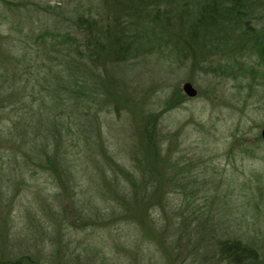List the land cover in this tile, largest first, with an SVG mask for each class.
Masks as SVG:
<instances>
[{"label": "rangeland", "instance_id": "1", "mask_svg": "<svg viewBox=\"0 0 264 264\" xmlns=\"http://www.w3.org/2000/svg\"><path fill=\"white\" fill-rule=\"evenodd\" d=\"M247 2L245 14L264 34V0ZM24 3L32 12L44 6L59 12L76 0ZM172 3L174 16L181 2ZM23 6H14L15 17ZM142 19L132 20L140 40L130 56H97L93 104L82 117L83 108L76 110L69 122L81 138L65 147L77 158L74 188L66 191L51 171L29 174L18 188L17 174L0 167V264H225L203 240L211 233L241 238L264 264V61L258 52H264V40L253 48L240 26L208 38L173 17L164 25L145 14ZM185 81L196 96L183 92ZM145 124L168 144L172 140V192L163 212L156 197L145 210L140 204L146 161L140 163L135 144ZM73 137L63 133L62 140ZM49 142L52 151L54 140ZM175 161L185 169L176 171ZM127 171L138 181L131 184Z\"/></svg>", "mask_w": 264, "mask_h": 264}, {"label": "trees", "instance_id": "2", "mask_svg": "<svg viewBox=\"0 0 264 264\" xmlns=\"http://www.w3.org/2000/svg\"><path fill=\"white\" fill-rule=\"evenodd\" d=\"M32 1L35 0H0V167L7 169L8 174H17L18 188L25 184L29 174L34 176L46 171H51L66 191L69 186L74 188L76 180L72 167L77 158H72L71 151L65 147L79 145L81 138L78 127L69 122L76 110L83 108L82 117L93 104L98 91L95 81L97 56L107 54L113 59H125L131 55L134 40H140L132 20L141 22L145 14L158 25H162L161 22L164 25L173 17L182 20L191 34L208 38H222L240 26L241 33L248 38V46L259 47L264 40L263 32L251 23L254 19L250 20L245 14L251 7L249 0H180L181 3H177L180 10L174 16L172 0H97L95 4L92 0H76L72 8L64 7L59 12L48 11V6L32 12L24 3ZM18 5L24 6L19 7L21 16L15 17L13 9ZM243 26L247 27L243 29ZM15 31L18 32L16 37ZM258 52L264 61V52ZM249 69L252 75L258 74L254 68ZM36 103L40 106L34 109ZM57 123L64 136L75 134L72 141L62 140L63 133ZM150 127L145 124L139 145L135 144V150L142 154L140 163L146 161V166L140 170L138 184L143 191L140 204L145 210L151 198L156 197L163 212L166 205L170 207L168 194L172 192V140L168 144L165 136H159L154 127ZM50 139L55 144L52 151L49 150ZM166 141V154H163ZM101 148L105 153L106 148ZM243 149L248 152L247 146ZM111 157L108 158L112 160ZM150 166L156 171L148 170ZM173 167L176 171L185 169L178 168L177 161ZM111 168L117 174V165ZM125 175L126 179L131 178V184L138 181L133 173L127 171ZM119 180L115 175L114 185L121 191ZM186 182H182L183 187ZM152 185L153 194L148 196L147 189ZM136 193L134 189L132 198ZM126 194L123 199L127 203ZM203 240L208 241L218 262H259L257 249L241 238L211 233Z\"/></svg>", "mask_w": 264, "mask_h": 264}, {"label": "water", "instance_id": "3", "mask_svg": "<svg viewBox=\"0 0 264 264\" xmlns=\"http://www.w3.org/2000/svg\"><path fill=\"white\" fill-rule=\"evenodd\" d=\"M182 90L188 97H194L197 95V90L191 82L185 81L182 84ZM260 136L264 140V127L260 131Z\"/></svg>", "mask_w": 264, "mask_h": 264}]
</instances>
